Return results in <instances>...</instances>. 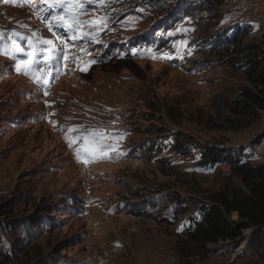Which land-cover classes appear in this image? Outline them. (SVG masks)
<instances>
[{"label":"rangeland","instance_id":"374dc122","mask_svg":"<svg viewBox=\"0 0 264 264\" xmlns=\"http://www.w3.org/2000/svg\"><path fill=\"white\" fill-rule=\"evenodd\" d=\"M44 1L0 0V26L35 33L33 51L50 42L33 73L51 84L65 55L37 17L53 24L69 5ZM180 1L82 0L78 21L104 17V25L62 29L80 58L47 93L0 55V253L10 261L0 264H264V244L245 252L240 241L197 258L186 243L213 194L226 185L245 191L227 162L202 165V149L264 165V112H230L253 57L232 54L234 39L264 47V0H208L212 11L190 0V13ZM150 28L169 40L120 50ZM85 138L105 149L89 163Z\"/></svg>","mask_w":264,"mask_h":264},{"label":"trees","instance_id":"16d2710c","mask_svg":"<svg viewBox=\"0 0 264 264\" xmlns=\"http://www.w3.org/2000/svg\"><path fill=\"white\" fill-rule=\"evenodd\" d=\"M210 1V0H209ZM211 4H219L220 0H211ZM205 0L199 7L201 10L212 11V6L209 7ZM190 0L185 1L186 13L189 11ZM235 48L232 54L241 55L244 53L253 54V57L243 63L247 67L245 72L249 86L241 89L237 99L230 106V112L237 116H249L257 111L264 112V47L252 49V46H244L242 43L243 34L239 35ZM237 44V45H236ZM224 44L223 50H226ZM243 49V51H242ZM241 51V52H240ZM190 146L178 148L181 154H187ZM192 148V146H191ZM228 163L233 174L239 178L245 191L236 189L233 185H226L222 191L213 194L209 198V203L201 205L199 213L200 220H193L194 226L186 236V243L194 252L197 258L204 257L208 254V246L219 242H229L235 246L241 241L238 247L239 251L243 248L245 252L249 245L251 252L258 250L264 244V165L253 166L249 161L241 160L239 152L226 150L221 152L219 148L207 149L201 151L200 163L204 166H215L220 163ZM137 214L145 212L139 209ZM7 210L2 211L7 212ZM182 211V213H184ZM250 230L253 235L250 238L249 244L243 237V232ZM258 230L257 232H255ZM241 238V239H240ZM253 255V254H252ZM0 260L4 263H10L9 258L0 253Z\"/></svg>","mask_w":264,"mask_h":264},{"label":"snow or ice","instance_id":"6c2138e0","mask_svg":"<svg viewBox=\"0 0 264 264\" xmlns=\"http://www.w3.org/2000/svg\"><path fill=\"white\" fill-rule=\"evenodd\" d=\"M67 3L69 5V11L66 15L60 16L57 15L53 17V20L55 22L60 23L62 26L66 27V30L73 32L74 34L77 32L78 29H82L84 27V24H91L95 25L97 27L103 26L105 22L104 17H100L99 19L95 21H85L84 24H81L78 21V17L82 14L81 13V8H82V0H67ZM52 7H64V3L62 0H55L54 4L51 5ZM35 35V33L33 34ZM80 36H88L91 39H95V36L92 35L91 32H84L80 31L79 32ZM75 38V35L74 37ZM44 44H49V41H41ZM21 51H23L21 49ZM27 56V60H22L21 64L24 66L25 69H28L24 72L25 75L31 76L34 71H38V69L35 68L36 60L34 53H25ZM93 61H89L88 63L91 64ZM20 71V69H17ZM84 71L85 69H81ZM69 131H73V129H69ZM98 139H103V134L102 133H96L95 134ZM71 146V144H70ZM105 149L101 147L100 145L96 144L95 141L92 143H89L87 138H85V144H84V151L85 154L87 155V159L84 161L85 163L93 162V160L96 158L98 152L102 153ZM77 159L80 160V153L77 151Z\"/></svg>","mask_w":264,"mask_h":264},{"label":"bare ground","instance_id":"6f19581e","mask_svg":"<svg viewBox=\"0 0 264 264\" xmlns=\"http://www.w3.org/2000/svg\"><path fill=\"white\" fill-rule=\"evenodd\" d=\"M252 232L250 230H246V232H243V237L246 239V241L244 242V244L246 242H248L249 237L251 236ZM230 247H234L233 244L229 243V242H219L217 244H212L208 246V249H213L216 250V253H221L222 251H224L225 249H229Z\"/></svg>","mask_w":264,"mask_h":264},{"label":"water","instance_id":"95a60500","mask_svg":"<svg viewBox=\"0 0 264 264\" xmlns=\"http://www.w3.org/2000/svg\"><path fill=\"white\" fill-rule=\"evenodd\" d=\"M258 230H256L255 232H257Z\"/></svg>","mask_w":264,"mask_h":264}]
</instances>
